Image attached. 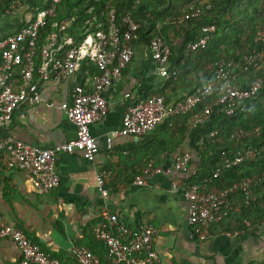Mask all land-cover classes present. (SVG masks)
Returning <instances> with one entry per match:
<instances>
[{"label": "crops", "instance_id": "obj_1", "mask_svg": "<svg viewBox=\"0 0 264 264\" xmlns=\"http://www.w3.org/2000/svg\"><path fill=\"white\" fill-rule=\"evenodd\" d=\"M32 1L26 0L15 15L0 16V36L17 31L30 18L28 3ZM183 39L181 33L170 38L167 77L158 71L150 39L136 34L132 59L104 89L108 111L90 126L97 144L94 158L88 160L80 151L59 155L56 166L61 180L56 188L41 192L28 173L11 167L8 153L0 149V226L22 228L46 253L67 263L79 264L73 248L82 245L98 255L101 264H110L105 259V245L95 238L93 227L107 215L116 214L129 228L142 224L154 227V247L165 264H264L261 222L238 235H227L214 224L205 240L190 236L188 201L183 193L210 167L212 157L204 145L209 118L195 125L192 113L180 117L166 113L144 135H114L110 142L107 140L120 129L128 105L138 99L162 93L170 108L206 82L204 71L191 70L183 78L171 79L176 63L183 62ZM208 67L213 70L211 64ZM95 71L94 65L83 62L75 73L61 80L42 82L39 103H22L9 121L0 122V142L10 136L46 148L75 138V124L61 104L72 102L74 87L91 89ZM184 152L192 157L188 167L179 170L174 160ZM150 160L158 170L145 186L137 185L135 175ZM99 175H103L109 191L106 196L98 189ZM19 259L16 244L0 237V264H19Z\"/></svg>", "mask_w": 264, "mask_h": 264}, {"label": "built area", "instance_id": "obj_2", "mask_svg": "<svg viewBox=\"0 0 264 264\" xmlns=\"http://www.w3.org/2000/svg\"><path fill=\"white\" fill-rule=\"evenodd\" d=\"M25 1L10 0L0 9V16L15 15L24 6ZM59 1L51 0L49 7L33 9L30 18L17 31L0 36V122L9 121L22 103H39L42 82L49 79L61 80L75 73L83 62L91 63L97 68L92 75L91 89L76 86L73 89L72 102L61 104L75 124V138L46 148L10 136L0 142V149L9 155L11 167L28 173L33 184L43 193L60 184L56 166L59 155L80 151L86 159L94 158L97 144L91 135L90 126L107 113L108 103L103 94L104 89L132 59V43L140 27L129 14L124 15L118 24L111 10L108 28L95 31L79 43H74L71 37H60L59 32L63 26L55 23L58 31L53 32L46 43L38 46L39 29L44 26L48 16L54 15ZM198 2H201L202 6L193 8ZM187 5L191 9H184V15L179 22L190 16H198L202 10L211 8L209 0H188ZM214 30L215 26L212 24L202 26L203 35L187 46L192 50L205 47L210 33ZM261 37L262 33L258 32L257 39ZM149 48L158 65V71L168 77L170 70L166 65L171 56L170 45L160 36H154L149 40ZM261 58H264V52L253 50L244 56V67L258 66ZM212 67L214 77L211 80L197 87L170 108L162 93L149 94L128 105L120 129L112 132L107 140L110 142L114 135H144L152 131L166 113L174 116L192 112L193 123L197 125L209 118L212 106L207 104L196 110L197 107L215 92L217 96L214 104L222 106L226 113L231 115L246 99L253 97L263 83V78L258 77L250 79L244 85L239 84L238 73L235 72L239 64L231 59L217 61ZM172 74L176 75V72L173 71ZM260 131V126L252 130L240 128L233 132L232 137L245 138L251 133L258 135ZM257 153L255 147L248 148L238 152L231 159L222 151L223 163L217 166L213 177H217L222 169L254 157ZM191 157L190 152L178 154L174 167L185 170ZM154 163V160H150L135 175L134 181L137 185L145 186L147 179L158 170L154 168ZM263 180L264 173L259 176H244L220 188H209L211 178L189 184L183 194L188 201L187 222L191 229V238L205 240L207 229L213 223L225 219L234 209L237 192L242 195L245 203H249L254 199V188ZM97 186L103 196L108 194L103 175L98 176ZM261 224L264 225V220ZM242 232V229L224 231L227 235H238ZM93 233L95 238L105 245L110 264H165L154 247L155 229L151 224L129 228L116 214H110L105 220L94 225ZM0 237L11 239L16 244L20 252L19 264H70L46 253L20 227L4 224L0 226ZM73 252L79 264H101L100 257L88 247L77 245Z\"/></svg>", "mask_w": 264, "mask_h": 264}, {"label": "trees", "instance_id": "obj_3", "mask_svg": "<svg viewBox=\"0 0 264 264\" xmlns=\"http://www.w3.org/2000/svg\"><path fill=\"white\" fill-rule=\"evenodd\" d=\"M9 1L0 0V9ZM209 2L210 9L202 10L198 16H190L179 22L184 15V9H191L187 5L188 0H60L56 4L54 15L48 16L44 26L39 29L38 46H42L53 32L58 31L55 23L63 26L59 32L60 37H71L74 43H79L95 31L108 28L109 13L113 10L118 24L124 15L129 14L140 24L137 33L149 39L160 36L170 47L171 36L181 33L184 37L183 62L176 63L172 70L176 75L171 72V79L183 78L184 74L192 70L204 71L207 82L214 77L213 70L208 65L213 66L222 59H231L239 64L235 69L240 77L239 84L244 85L253 78H263L258 92L246 99L231 115H228L222 106L214 104L216 92L196 109H202L207 104L212 106V113L209 116L210 130L204 138V145L210 152L212 160L210 167L196 179L200 181L211 178L209 182L211 189L228 186L244 176H259L264 173V58H261L256 67L245 68L243 63L244 56L253 50L264 52V0H209ZM28 4V10L32 13L35 8L51 6V0H34ZM200 6L202 3L198 2L193 8ZM211 24L215 26V30L210 33L206 46L196 50L190 49L187 44L203 35L202 26ZM258 32L262 33L261 39H257ZM189 113L171 117L186 116ZM257 126L261 127L258 135L251 133L240 139L232 137L237 129L252 130ZM253 147L258 150L254 157L224 168L217 177H213L217 166L223 163L222 151L232 159L238 152ZM236 199V205L229 215L211 226L215 224L222 231L244 230L264 220V180L254 188V199L249 203H245L239 192ZM211 226L206 231L207 236ZM105 259L108 261L106 248Z\"/></svg>", "mask_w": 264, "mask_h": 264}]
</instances>
